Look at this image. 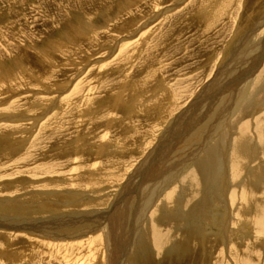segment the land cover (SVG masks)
I'll return each instance as SVG.
<instances>
[{"label": "rangeland", "instance_id": "rangeland-1", "mask_svg": "<svg viewBox=\"0 0 264 264\" xmlns=\"http://www.w3.org/2000/svg\"><path fill=\"white\" fill-rule=\"evenodd\" d=\"M212 1L0 0V200L27 207L21 215L61 219L87 210L80 197L110 210L129 195L149 163H158L154 151L164 132L181 114L191 117L232 43L264 14V0ZM203 8L209 12L202 15ZM251 193L252 213L241 218L253 222L241 229L249 230L244 238L225 247L205 222L204 247L199 241L191 253L164 248L145 256L153 264H264V188ZM134 212L122 223L127 229ZM1 214L2 223H14L12 212ZM7 231H0V264H30L11 261L16 254L51 264H93L99 257L98 248L88 253L60 238Z\"/></svg>", "mask_w": 264, "mask_h": 264}, {"label": "bare ground", "instance_id": "bare-ground-1", "mask_svg": "<svg viewBox=\"0 0 264 264\" xmlns=\"http://www.w3.org/2000/svg\"><path fill=\"white\" fill-rule=\"evenodd\" d=\"M246 1L250 5L253 0ZM211 3L216 6L220 0H213ZM208 9L203 8L201 14L209 12ZM263 30L264 14L240 41L233 44L232 39L229 42L233 45L230 58L216 77L207 83L199 98L188 110L191 117L187 118L188 114H185V118L182 114L176 117L174 123L164 132L162 141L157 142L154 154L159 158L158 163L153 167H150L149 163L152 169L147 166L149 170L142 176L140 184L134 189L131 187L132 192L128 191L129 195L120 198L118 205L114 204L112 209L104 210L98 208L101 206L98 201L80 197L82 207L87 209L86 212H73L61 219L52 216L32 218L33 216H25V213L18 214L20 210L25 212L29 210L27 207L7 205L8 201L0 200V214L2 212H5V216L11 212L14 214L13 216L9 214L13 217L10 219L14 223L7 221L4 224L1 219L0 231L21 230L25 234L24 237L28 234L55 241L60 238L68 246L70 243L87 248L88 253L89 250L94 252V249L98 248L99 257L95 258L93 264H153L150 255L145 256L146 251L157 255L164 248L168 249L169 254L176 252L181 254L180 251L185 250L191 253L199 241L200 246H205L203 245L207 239L206 234H203L205 222L208 225L212 223L217 228L212 229L215 235L209 236L217 238L225 247L235 236L244 238L248 235L249 230L242 232L244 234L242 235L241 229H248L253 221L248 224L251 220L246 218L247 223L241 216L242 214L250 216L252 213L249 212L251 210L249 200H253L251 192L264 188V37L258 36L264 34ZM201 98L203 100L198 101ZM15 118L18 119L17 116ZM260 198L264 205V198ZM243 201L249 206L246 207ZM236 202L242 210L237 208ZM132 209L135 212L130 228L127 229L124 223L130 220ZM260 212L262 217L258 221L261 225L264 223L262 222L264 209ZM263 226L264 224L260 227ZM126 229L129 232L127 239L123 238ZM170 233L172 235H169ZM234 233L236 235H232ZM262 237L261 239H264V236ZM128 239L130 245L127 243ZM29 255L16 254L11 257V261L27 259L30 264H51L43 260L41 255L36 257L31 254L28 257Z\"/></svg>", "mask_w": 264, "mask_h": 264}]
</instances>
